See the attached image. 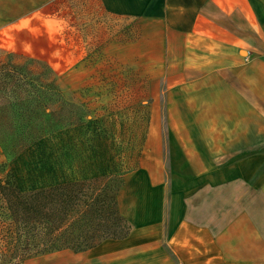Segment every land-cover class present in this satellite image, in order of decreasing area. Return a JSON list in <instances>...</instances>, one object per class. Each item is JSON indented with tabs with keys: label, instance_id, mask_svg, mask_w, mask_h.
I'll return each mask as SVG.
<instances>
[{
	"label": "crops",
	"instance_id": "1",
	"mask_svg": "<svg viewBox=\"0 0 264 264\" xmlns=\"http://www.w3.org/2000/svg\"><path fill=\"white\" fill-rule=\"evenodd\" d=\"M57 1L0 0V50L48 41ZM96 1L138 26L122 53L168 67L173 180L143 156L119 195L127 238L34 264H264V0Z\"/></svg>",
	"mask_w": 264,
	"mask_h": 264
},
{
	"label": "rangeland",
	"instance_id": "2",
	"mask_svg": "<svg viewBox=\"0 0 264 264\" xmlns=\"http://www.w3.org/2000/svg\"><path fill=\"white\" fill-rule=\"evenodd\" d=\"M46 12L54 35L33 42L32 48L0 50V62L12 56L17 63L34 59L49 65L64 95L76 102L84 117L79 125L40 141L14 160L0 147V180L13 173L24 187L39 188L66 176L93 175L105 159L136 169L126 180L140 169L143 156L150 161L159 151L171 184L174 146L164 80L168 67L149 63L151 50L144 51L145 64L137 63L136 50L122 53L121 44L139 36L136 22L107 14L96 0H59ZM40 121L38 117L36 123ZM182 166L178 161L174 169ZM4 208L0 199V214L6 213ZM34 262L31 258L24 264Z\"/></svg>",
	"mask_w": 264,
	"mask_h": 264
},
{
	"label": "trees",
	"instance_id": "3",
	"mask_svg": "<svg viewBox=\"0 0 264 264\" xmlns=\"http://www.w3.org/2000/svg\"><path fill=\"white\" fill-rule=\"evenodd\" d=\"M9 57L0 62V147L14 160L79 125L84 113L64 95L49 65ZM99 164L93 175L66 176L39 188L24 187L13 173L0 180L6 212L0 214V264L64 250L81 253L130 235L133 226L119 209V195L125 176L136 169L123 161Z\"/></svg>",
	"mask_w": 264,
	"mask_h": 264
}]
</instances>
